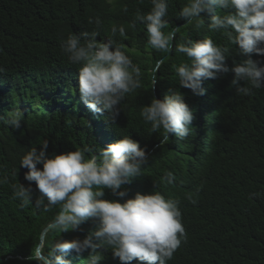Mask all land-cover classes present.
<instances>
[{"label":"trees","instance_id":"1","mask_svg":"<svg viewBox=\"0 0 264 264\" xmlns=\"http://www.w3.org/2000/svg\"><path fill=\"white\" fill-rule=\"evenodd\" d=\"M186 3L168 0L163 31L176 34L168 54L148 45L145 25L135 19L138 11L151 9V0H0V116L18 105L24 113L19 129L0 123V178L8 180L0 184V264H38L33 259L45 264L38 247L45 258L56 240H82L97 226L88 220L77 230H55L52 220L59 206L47 212L35 207L40 195L35 182L33 205L20 207L12 185L29 183L24 179L28 170L19 166L22 156L32 147L39 152L44 139L46 155L51 157L84 147L106 148L122 136L139 143L146 151V163L142 174L123 186L126 197L105 189L103 199L123 202L136 193L158 191L180 202L187 239L167 264H264V88L237 95L231 71L249 58L264 66V56L241 54L222 31H210L208 13H201L202 28L186 24L179 17ZM97 17L102 22L98 29L89 23ZM113 25L125 28L127 39L118 34L114 39L141 70V87L117 105L115 120L107 111L98 114L85 106L78 91V66L71 65L60 48L69 34L93 30L100 33L98 42H107ZM205 38L229 49L225 63L230 71L203 80L205 94L194 95L175 75V66L187 60L175 45ZM169 89L183 95L194 119L188 138L169 134L168 143L162 145V137L150 133L140 110L152 98L163 99ZM36 100L40 105L33 107ZM168 172L174 176L172 184L164 179ZM189 195L197 203H191ZM89 251L82 255L69 251L64 259L88 264ZM97 251L103 256L101 264H122L110 248Z\"/></svg>","mask_w":264,"mask_h":264},{"label":"clouds","instance_id":"2","mask_svg":"<svg viewBox=\"0 0 264 264\" xmlns=\"http://www.w3.org/2000/svg\"><path fill=\"white\" fill-rule=\"evenodd\" d=\"M151 4L147 13L138 11L135 19L145 25L148 45L170 54L176 34L163 31L167 24L164 17L168 0H151ZM233 9L234 13L230 11ZM218 10H224L225 14H218ZM201 13L210 15L208 29L222 31L232 45H238L241 54L264 56V0H187L179 17L200 29L205 24ZM89 23H94L98 29L102 22L97 17ZM134 26L135 21L130 27ZM110 31L107 42L96 40L100 35L96 30L69 34L61 40L60 48L70 64L78 66V91L85 106L98 114L107 111L115 120L120 111L117 105L126 94L141 87V70L114 39L118 34L126 40L125 28L113 25ZM175 50L187 58L186 62L175 66V75L179 84L194 95L205 94L203 80L215 79L218 74L230 71L225 63L229 49L217 45L211 38L188 40L175 45ZM156 67L158 70L159 62ZM231 71L235 74L233 84L237 95L248 96L253 89L264 88V66L260 60L249 58ZM241 81L243 86H240ZM140 117L150 124V133L160 134L162 145L168 143L169 134L180 140L188 138L194 119L183 95L172 89L163 99L152 98L150 104L142 106ZM23 120L24 113L19 108L0 116V123L13 129H19ZM40 145L39 152L32 147L20 159L19 166L28 170L24 179L29 182L27 186L12 185L20 207L33 205L32 182H35L40 193L35 207L47 212L59 206L52 220L55 230L62 233L77 230L88 220L97 222L96 228L82 240H56L47 249L45 264H70L64 259L66 253L75 251L82 255L88 250V264H101L103 256L97 251L100 248H110L122 264L133 260L140 264H167L186 241L178 200L166 198L158 191L136 193L134 198L123 202L103 199L105 189L123 199L127 196L123 186L142 174L146 151L130 136H122L106 148L84 147L51 157L46 155L48 140L44 139ZM164 179L168 184L174 182L171 172ZM7 182V177L0 178V184ZM187 199L197 203L192 195ZM33 260L41 264L39 259Z\"/></svg>","mask_w":264,"mask_h":264},{"label":"rangeland","instance_id":"3","mask_svg":"<svg viewBox=\"0 0 264 264\" xmlns=\"http://www.w3.org/2000/svg\"><path fill=\"white\" fill-rule=\"evenodd\" d=\"M47 98H48V96H45L44 99H47ZM44 101H46V100H44ZM32 104H33V107H36V106L40 105V101H39V100H36V101H34ZM17 108L21 109L22 106H19V105H18ZM21 110H22V109H21Z\"/></svg>","mask_w":264,"mask_h":264},{"label":"water","instance_id":"4","mask_svg":"<svg viewBox=\"0 0 264 264\" xmlns=\"http://www.w3.org/2000/svg\"><path fill=\"white\" fill-rule=\"evenodd\" d=\"M50 226H52V225H50ZM43 232H45V230H44ZM37 252H38V256H39L40 258H42V259L45 261V258H43V257L40 255L39 247L37 248Z\"/></svg>","mask_w":264,"mask_h":264}]
</instances>
